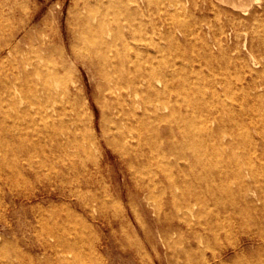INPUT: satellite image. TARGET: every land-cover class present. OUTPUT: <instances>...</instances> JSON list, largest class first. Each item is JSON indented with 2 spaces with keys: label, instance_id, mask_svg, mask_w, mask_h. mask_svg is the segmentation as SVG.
Returning a JSON list of instances; mask_svg holds the SVG:
<instances>
[{
  "label": "bare ground",
  "instance_id": "bare-ground-1",
  "mask_svg": "<svg viewBox=\"0 0 264 264\" xmlns=\"http://www.w3.org/2000/svg\"><path fill=\"white\" fill-rule=\"evenodd\" d=\"M229 1L240 14H251L242 22L244 32L252 31L264 41L260 22L264 5L251 11L254 0ZM148 2L153 0H84L65 29L41 34L36 43L28 30L36 17L33 12L23 27L8 26L9 36H4L7 26L0 20V171L5 166L19 175L49 170L51 180L60 181L69 192L90 193L84 209L117 208L108 198L117 192L123 195V190L98 188L116 177L103 168L105 154H94L89 145L93 141L101 146L104 141L117 155L124 182L153 205L154 222L172 264H251L244 257L264 253V162L249 161L244 166L224 155L236 144L228 137L234 133L235 121L223 118V104L210 111L193 102L189 93H196L195 81L187 73V58L175 48L179 38L171 22H163L162 30L153 25L161 30L159 39L147 34L141 14ZM185 4L175 0L171 6L176 12ZM27 7L26 0H12L10 5L13 16ZM56 40L62 42L60 48ZM223 40L217 34V47L226 51ZM54 53L64 58L63 63L49 67L47 61ZM71 60L99 80L100 96L92 92L89 96L91 86L86 84L73 96L74 86L60 71ZM224 60L231 62L234 57L226 51ZM92 101L100 107V133L94 110L88 111ZM231 178L237 181L236 188L229 184ZM57 192L43 190L25 199ZM11 194L20 196L12 190ZM133 213L140 235L150 240L145 224ZM48 214L41 210L38 215L33 207L29 214L45 220V228L38 232L45 246L78 242V232L72 241L53 230ZM28 225L36 229L33 221ZM183 229L190 234L185 236ZM231 232L237 233V239L224 244L222 235ZM209 233L219 244L210 256L206 254ZM156 257L160 263L161 256Z\"/></svg>",
  "mask_w": 264,
  "mask_h": 264
},
{
  "label": "rangeland",
  "instance_id": "rangeland-1",
  "mask_svg": "<svg viewBox=\"0 0 264 264\" xmlns=\"http://www.w3.org/2000/svg\"><path fill=\"white\" fill-rule=\"evenodd\" d=\"M26 1L28 7L13 16L10 9L12 0H0V20L7 26L4 36H9V27L28 24L33 12L36 17L30 22L28 30L35 43L40 41L41 34H58L61 29H65L64 26L73 21L74 13L84 3V0ZM173 1L175 0H153L144 4L141 20L147 23V34L159 39L163 29L161 24L166 20L171 22V27L179 38V44L175 48L187 58V73L195 81L196 93H189L193 96L189 97L203 108L210 107V111L223 104V118L235 121L236 127L232 129L234 133H230L228 137L235 140L236 144L226 149L224 155L239 159L244 166L249 161L264 162V41L252 31L244 32L241 27L243 20L247 21L251 14H240L241 11L229 0H184L185 9L175 12L171 6ZM261 5H264V0H254L251 11L262 10ZM260 22L262 28L264 16ZM153 25L161 27V30L155 29ZM236 28L240 30L236 31ZM219 33L225 39L222 43L227 53L234 57L231 62L224 60L226 51L220 50L216 45ZM54 44L57 48L62 46L59 40ZM229 48L236 50L231 51ZM178 59L176 56L175 60L179 61ZM63 60L59 53H54L47 65L53 67L62 64ZM60 71L68 83L74 86L73 96L78 91L83 92L84 84L91 86L89 96L91 92L95 97L100 96L99 80L91 78L85 69L76 67L72 60L68 61L66 67L60 68ZM83 94L87 100V94ZM91 110L96 114L95 124L100 133L101 114L97 102H91L88 111ZM89 145L94 154L98 151L105 154L103 168L116 177L98 188L123 190V195L117 192L108 198L109 204L116 203L118 207L84 209L83 202L90 196L86 190H83L82 195L69 192L66 185L58 180H51L49 170L38 175L25 172L19 175L5 166L0 171V264H172V257L161 241L158 225L154 222L156 214L152 210L153 205L143 194H137L124 182L117 155L110 146L104 141L101 146L93 141ZM250 147L252 150H248ZM5 179L9 180L8 184ZM229 184L232 188L238 186L233 178L229 180ZM11 190L20 196H13ZM43 190L52 194L58 192L54 196L46 194L43 198L33 197L30 201L25 199V195L33 196ZM32 207L38 215L41 210L49 213L47 216L52 229L61 231L72 241L77 238V232L80 233L78 242L75 241L72 245H53L51 249L45 246L38 232L45 228L46 222L37 221L29 215ZM50 209H54V212L51 213ZM134 211L148 229L150 240L146 241L140 235ZM57 217L58 222H54ZM28 221H33L36 229H32ZM232 222L237 224L235 220ZM180 232L185 236L190 234L186 229ZM207 236L210 246L206 249V254L210 256L213 250L219 249V244L211 233ZM236 239L237 233L231 232L229 236L222 235L221 241L230 244ZM49 240L54 242L52 237ZM25 241L33 245L30 247ZM256 246L253 245L254 248ZM18 252L23 255L18 256ZM157 254L163 262L160 260L159 263ZM230 258V255L226 256L228 261ZM244 258L251 261V264H262L264 253L262 256Z\"/></svg>",
  "mask_w": 264,
  "mask_h": 264
}]
</instances>
